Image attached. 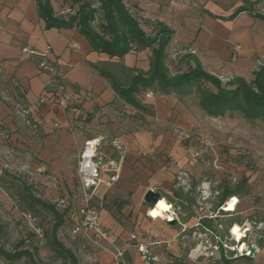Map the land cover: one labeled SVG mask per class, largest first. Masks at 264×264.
<instances>
[{"label":"crops","instance_id":"0c3cea01","mask_svg":"<svg viewBox=\"0 0 264 264\" xmlns=\"http://www.w3.org/2000/svg\"><path fill=\"white\" fill-rule=\"evenodd\" d=\"M125 4L144 31L145 27L149 28L150 33L151 25L158 22L173 32L166 49L167 68L170 51L183 47L184 56L193 55L204 71L216 77L215 74L227 65L264 48L263 22L245 13L229 19L242 5L239 0H125ZM255 11L264 15V1ZM23 48L59 62L68 84V96L72 89L90 91L91 99L82 100L68 109L59 106L47 96L49 77L38 68L40 58H25L21 52ZM150 56L151 51L146 49L131 52L120 61L109 59L104 54L92 52L88 42L75 29H45L33 0H0V93L8 92L12 102L19 101L29 108L31 119L39 124L38 140L30 141L28 129L19 125L12 106L0 99V147L5 140L15 147L26 145L57 178L68 182L72 177L73 152H81L87 141L99 140V151L114 167L100 176L90 192L101 200L104 196L112 198L113 203L111 208L102 207L100 202V209L94 210L106 239L99 240L90 234L98 244H106L114 252L124 250L126 264H144L135 242L130 240L133 234L137 244L149 245L158 262L160 259L153 251L154 246L170 247L174 241L172 236L156 239L150 232L154 221L166 223L171 218H154L146 204L140 214L146 191L169 196L175 188L177 175L184 181L199 175L192 150L179 146L168 127H160L166 120L192 118L185 108L186 96L178 93L157 95L149 90L141 92L137 99L152 112L142 114L121 102L109 82L94 69V66L104 67L118 78L121 75L127 77L129 72L124 73L122 66L146 72ZM148 93L151 94L149 98L145 97ZM43 96H46V103L36 108L35 102ZM196 114L203 115L200 110ZM136 118L140 122L151 120V126L139 127ZM54 124L57 126L53 127ZM184 186L187 187V183ZM119 214L135 227L130 230L125 228L127 225L119 224ZM140 216L147 219L148 227L139 220L134 221ZM138 230H148L152 239L143 234L142 240ZM111 260L112 257L107 255L100 258L99 264H111Z\"/></svg>","mask_w":264,"mask_h":264},{"label":"rangeland","instance_id":"374dc122","mask_svg":"<svg viewBox=\"0 0 264 264\" xmlns=\"http://www.w3.org/2000/svg\"><path fill=\"white\" fill-rule=\"evenodd\" d=\"M52 6L57 14L70 13L69 4L61 0H53ZM149 30L145 27L146 33L149 34ZM262 37L264 47V35ZM184 55L183 47L170 51L168 54L170 75L186 70L185 61L182 59ZM262 65L264 48L234 61L232 65H227L215 75L223 85L236 76L250 81L252 72ZM119 78L122 82L126 80L124 75ZM202 87L211 89L207 84ZM184 91L185 93H180ZM178 92L180 96H186L185 108L192 118L166 120L160 127L163 129L168 127L170 131L167 132H171L179 146L192 150L194 157L192 159L199 166V175L196 179L187 181L177 175L174 180L175 195L172 199V208L167 199L162 198L152 207L163 202L162 214L175 221V224H171V221L165 223L157 220L151 227L150 232L156 239L172 236L174 240L170 247L163 244L154 246L156 248L153 251L160 259L155 264H220L219 245L222 246L230 264H264V122L247 121L236 114L222 118H209L204 114L198 116L196 114L199 111L198 90L182 88ZM7 93L1 91L0 99L12 106L19 125L27 128L30 133L29 140L36 142L39 130L33 134L31 129L21 123L17 111L23 106L19 101L13 100V103ZM148 111L149 114L152 113L151 109ZM135 120L139 127L151 126V120L142 119L141 122L138 118ZM73 153L72 177L66 182L57 178L26 145L15 147L12 144H3L0 147V248L12 251L14 245L23 240L25 249H37L39 264H70L56 257L49 247L52 215L41 209L30 211L23 201L21 192L23 187L27 186L32 195L51 204L56 205L57 201L65 199V208L70 211L57 237L75 255L77 264H99L101 257L114 255L113 248L106 244H98L90 233L80 230L73 234L75 228L81 227L82 224L79 213L81 209L98 211L100 202L102 207L111 208L113 203L112 198L104 196L101 200L90 191H83L76 173L80 150ZM231 175L236 176L238 181L246 178L247 191L236 197L234 212L230 215L217 214L213 211L219 194L217 187L222 184L230 188L235 187L236 183L230 181L229 184L226 181ZM185 183L187 187L184 186ZM146 206L145 203L142 204L144 208L140 209V214ZM149 208L150 206H147V209ZM220 211L230 213L228 210ZM140 218L136 217L134 221L139 220L140 224L148 227L147 219L145 221L142 216ZM209 218L211 220H208ZM117 221L122 226L127 225L125 228L130 230L135 227V224H130L132 222L120 214ZM208 221H211L216 233H209L197 226L198 223L207 224ZM233 221H236L235 225L240 226L245 233L240 240H236L230 234L229 223ZM138 231L142 240L144 235L146 238L153 237L148 230ZM250 248H253L254 252L248 256ZM124 256L125 253L123 259ZM241 256L249 260L240 258ZM0 264H27V261L8 263L0 257Z\"/></svg>","mask_w":264,"mask_h":264},{"label":"trees","instance_id":"16d2710c","mask_svg":"<svg viewBox=\"0 0 264 264\" xmlns=\"http://www.w3.org/2000/svg\"><path fill=\"white\" fill-rule=\"evenodd\" d=\"M33 1L37 16L43 21L45 29H75L88 42L91 51L94 53L104 54L109 59L120 61L131 52L146 49L151 51L149 68L146 72L136 69L129 70L122 66L124 73L129 72L124 82L104 67L94 66L98 75L109 82L115 96L137 112L142 114L148 112L147 108L137 99L141 92L149 90L157 95H169L171 93L179 94L178 91L182 88L186 90L196 88L198 90L197 106L205 116L222 118L226 115L236 114L247 121L264 122V65L252 72L250 81L234 77L223 85L217 77L204 71L193 55L188 54L182 58L185 61L186 70L170 75L165 60L166 49L172 40L173 32L163 24L156 22L151 25L150 33H146L138 19L128 11L125 0H61L69 4L70 13L66 15L57 14L54 11L53 0ZM239 1L242 5L229 17L230 20L241 13H245L250 18L264 23V15L257 13L254 9L264 0ZM205 84L209 85L211 89L203 88L202 86ZM46 90L49 91L50 88L47 86ZM180 93H185V91ZM5 144L10 143L5 141ZM226 181L230 184L229 177L226 178ZM247 182L246 178L240 179L233 188L225 184L219 185L217 187L219 194L213 211L217 214L230 215L232 212L224 213L219 208L231 197L245 193L248 186ZM174 195L173 189L169 196L161 195V198L167 199V203L173 205ZM21 196L30 211L41 209L52 215L53 223L49 231L48 244L54 255L70 264H77L75 255L57 237V233L64 225L65 217L68 216L70 209H57L56 205L32 195L27 186L23 187ZM235 224L237 222L233 221L229 223V227ZM197 226L209 233H216L211 221H208L207 224L198 223ZM219 250L220 264H230V260L226 258L221 245H219ZM37 253L36 248L25 249L23 240L17 242L12 251H5L0 248V257L8 263L26 260L27 264H39ZM240 258L249 260L245 256Z\"/></svg>","mask_w":264,"mask_h":264},{"label":"built area","instance_id":"2783aa9c","mask_svg":"<svg viewBox=\"0 0 264 264\" xmlns=\"http://www.w3.org/2000/svg\"><path fill=\"white\" fill-rule=\"evenodd\" d=\"M21 52L25 58H31L35 56L40 58L38 68L42 73L48 75L49 77L47 86L50 88V90L48 91L47 96H49L51 99H54L59 106L68 109L82 100L91 99L92 95L90 91H75L72 89L71 96L66 94L68 84L63 77V73L60 70V64L58 61H51L45 54L37 53L27 48H23ZM150 96V93L145 95L147 98ZM45 103L46 96H43L35 102L34 106L39 108ZM17 114L20 117L21 123L31 129L33 134L38 132L39 124L30 119L29 108L22 107L17 111ZM56 126V124L53 125V127ZM98 148L99 140L87 141L84 143L83 149L79 155L76 173L83 191L86 192L90 191L96 186V183L103 173L107 172L109 168L114 167L112 162L106 161L104 155L99 151ZM230 181L235 184L238 180L236 176L231 175ZM56 206L60 209H64L66 207L65 199L57 201ZM222 208L223 206L220 207L219 210H222ZM79 213L81 214L82 224L81 227L77 226L75 228L73 234H77L81 230L84 232L93 233L96 239L105 240L107 235L102 228L97 213L93 209L88 208H84ZM130 240L135 242L137 252L139 253L141 261L144 264H155L158 262V258L150 252L148 244H137V237L134 234L130 236ZM124 253V250L116 249L114 255L112 256L111 264H125L123 260Z\"/></svg>","mask_w":264,"mask_h":264},{"label":"bare ground","instance_id":"6f19581e","mask_svg":"<svg viewBox=\"0 0 264 264\" xmlns=\"http://www.w3.org/2000/svg\"><path fill=\"white\" fill-rule=\"evenodd\" d=\"M233 201H234V203H233ZM157 203V202H156ZM155 203V204H156ZM236 203H237V199H236V197H231L230 198V200H228L227 202H226V204H224L223 205V208H222V210H228L229 212H233L234 210H235V205H236ZM154 204V205H155ZM160 204H157L156 205V207H154V208H152L151 209V215H152V213H156V215H152V216H154V217H158V218H162V219H164V220H166L167 219V217H165L162 213V210H159V211H157V208H158V206H159ZM164 214H166V213H164ZM172 219H169V220H166V222H170ZM234 228H238L239 229V235H237L236 233H234V231H233V229ZM230 229H231V231H230V234L236 239V240H240L242 237H244V232H243V230L242 229H240V226H237V225H232L231 227H230ZM245 229V228H244Z\"/></svg>","mask_w":264,"mask_h":264},{"label":"water","instance_id":"95a60500","mask_svg":"<svg viewBox=\"0 0 264 264\" xmlns=\"http://www.w3.org/2000/svg\"><path fill=\"white\" fill-rule=\"evenodd\" d=\"M160 194L157 193V192H154L152 190H148L146 191V193L144 194V197H143V202L147 205V206H150V207H153L154 204L160 199ZM171 224H175V221H171L170 222ZM254 252V249L253 248H250L249 250V255H252Z\"/></svg>","mask_w":264,"mask_h":264},{"label":"snow or ice","instance_id":"6c2138e0","mask_svg":"<svg viewBox=\"0 0 264 264\" xmlns=\"http://www.w3.org/2000/svg\"><path fill=\"white\" fill-rule=\"evenodd\" d=\"M233 203H234V201H233ZM152 215H156V213H152ZM233 231H234V233L239 235V229L238 228H234Z\"/></svg>","mask_w":264,"mask_h":264},{"label":"clouds","instance_id":"9594fccd","mask_svg":"<svg viewBox=\"0 0 264 264\" xmlns=\"http://www.w3.org/2000/svg\"><path fill=\"white\" fill-rule=\"evenodd\" d=\"M163 207H164V204H163V202H161L160 205L157 208V211L161 210Z\"/></svg>","mask_w":264,"mask_h":264}]
</instances>
